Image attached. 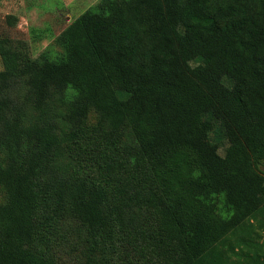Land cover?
Here are the masks:
<instances>
[{
	"label": "trees",
	"instance_id": "16d2710c",
	"mask_svg": "<svg viewBox=\"0 0 264 264\" xmlns=\"http://www.w3.org/2000/svg\"><path fill=\"white\" fill-rule=\"evenodd\" d=\"M56 41L0 46V264L74 221L82 264H264V0H100Z\"/></svg>",
	"mask_w": 264,
	"mask_h": 264
},
{
	"label": "rangeland",
	"instance_id": "374dc122",
	"mask_svg": "<svg viewBox=\"0 0 264 264\" xmlns=\"http://www.w3.org/2000/svg\"><path fill=\"white\" fill-rule=\"evenodd\" d=\"M100 0H0V46L4 43L14 47L30 58L48 55L50 59H57L64 55V49L56 41L57 36L80 14ZM1 52V51H0ZM200 60L191 61L192 65ZM4 68L0 55V70ZM226 84L231 79L225 77ZM115 88L122 94V85L116 81ZM98 114L92 111L85 123L94 126ZM211 141L219 145V154L223 156L228 142L219 130L211 133ZM5 163V151L0 149V164ZM7 201V193L0 185V203ZM55 231V232H54ZM49 244H43V249L50 253L57 264H82L89 248L90 233L79 222L64 225L54 230ZM124 252H121L122 254ZM138 264H157L156 259L147 254L138 255ZM116 264H136L133 260L115 256Z\"/></svg>",
	"mask_w": 264,
	"mask_h": 264
}]
</instances>
